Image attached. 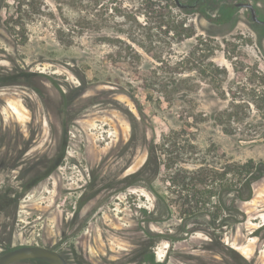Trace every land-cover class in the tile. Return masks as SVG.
<instances>
[{"label":"rangeland","instance_id":"1","mask_svg":"<svg viewBox=\"0 0 264 264\" xmlns=\"http://www.w3.org/2000/svg\"><path fill=\"white\" fill-rule=\"evenodd\" d=\"M207 1L0 0V131L34 148L22 182L0 173V255L39 246L70 264L118 261L132 209L154 205L141 188L120 194V181L150 162L148 177L175 211L156 232L177 226L187 205L227 220L219 231L209 215L191 220L199 231H181L173 256L264 264V35L236 1ZM226 4L228 21L207 20ZM235 186L244 193L228 212L218 195Z\"/></svg>","mask_w":264,"mask_h":264},{"label":"flooded vegetation","instance_id":"2","mask_svg":"<svg viewBox=\"0 0 264 264\" xmlns=\"http://www.w3.org/2000/svg\"><path fill=\"white\" fill-rule=\"evenodd\" d=\"M241 4L243 5L251 4L254 7L255 17L252 16L251 10L248 7H238ZM194 5H196V3L193 4V6ZM184 6L189 7L190 5L185 4ZM235 6L246 10L249 14L250 21L258 26L257 33L260 36L264 35V9L259 7V5L252 4L251 2L246 1V0L236 1ZM14 69H16V71L20 75V79H18V83L23 86L27 85L26 77L29 74L21 70L20 68H17V66ZM2 76H6V74H3V75L0 74V79L2 78ZM28 141L29 139L25 140V138L21 136L16 141L15 146H13L12 142L9 139L7 130L5 129L4 131H0V173L2 175L9 176L12 172H16L18 173V175L14 176V178L19 179L18 181L20 182L24 180V177L22 175L23 174L25 175L27 171V169L25 168L27 167V164H28L27 156L34 149L33 143H32L33 141H31V143H28ZM127 169L128 168L122 170V174H124V172ZM40 175H41V172H40ZM124 190L125 189L119 190V193L123 194L125 192ZM128 190L129 189H127L126 191ZM153 211H155L154 205H153V208L149 210L135 208V207L132 209L133 215H134V212L138 214V216H133V218H131L134 223L133 225H135V228H133L132 230L129 229L131 233H128V235H131L132 237L122 238L121 240L122 242H124V244L126 243V245H128L129 248H124V252L121 253L122 255L118 258V261H114V260L110 261L106 258L104 259V264H171L173 262V258H175L176 261L180 262V264H183V261L185 262V259L183 258L182 254L179 255L178 253H175V255L173 256V251L175 250L173 249V247L177 243V241L173 242L172 240H170V238H167L166 236L167 230L171 232V229H172L171 225L169 226L168 229L165 230V232L164 231L156 232L157 231L156 228L160 229L163 222L161 223V225L147 226L146 224H144L143 228L144 229L146 228L145 231L144 229L139 227L141 224L140 219H142L141 212H144V213L147 212L148 214ZM152 232L157 234V236H155V234L153 233L152 237H150V233ZM121 234H125V233L120 232L119 235ZM162 244L167 245L168 250L166 251V255L164 259L160 260L158 259L157 249ZM50 250H53V249H50ZM53 251H56V250H53ZM66 260L68 261L67 258ZM37 262L46 264L41 261H37Z\"/></svg>","mask_w":264,"mask_h":264},{"label":"trees","instance_id":"3","mask_svg":"<svg viewBox=\"0 0 264 264\" xmlns=\"http://www.w3.org/2000/svg\"><path fill=\"white\" fill-rule=\"evenodd\" d=\"M225 1L228 3L230 1H240V0H225ZM195 3H196V5L193 6V4H195ZM187 4H189L190 6L189 7L184 6L183 7L184 9H190V8H194V7H199L200 9H203L208 4V1L207 0H189ZM183 5H185V4H183ZM233 13H234V9H233L232 4H226L220 8V17L219 18L214 19L211 16H205V17L210 22H214V21L223 22V21H228L232 17ZM77 91H78V89H77ZM68 96L69 95L67 93H64L62 95V97H63L62 100L64 101V104H65V106H64V108H65L64 112L65 113H66V110L68 109V106L70 107L69 103H71L73 101V99L71 100ZM132 139H133V137H132ZM148 147H149L148 150L150 151V156L155 155L156 147L155 146L151 147L150 145ZM152 159H153V157H152ZM251 166H252V164L250 162V163H247L241 167L244 171H246V174H248L252 170V169H250ZM150 171H151V173L154 172V170H152V164L150 162H148V165L137 176H128V177H125L124 180L120 181V185H121L120 190L125 189L124 191H126L128 189V187H130V186L136 187V188H141V189H144L154 199L155 211L148 213V214H147V212H145V213L141 212L142 219H140L141 224L139 227H141L142 229H144L143 228L144 224H146L147 226L161 225V223L164 220H170V219L173 220L175 217V211H174L173 207L160 195V193H158L154 189L153 180H150V178L148 177ZM131 179H133V180H131ZM130 180L132 182H130ZM244 185L249 186V183L248 184L245 183ZM229 190L233 192V195L226 196L223 192H221L222 195H218V201L221 204V206L227 208L228 212H231L235 206L233 203V200L235 199V197L238 198L242 195V193H244V188H241V187L239 188V186H235L234 189L230 188ZM236 193H237V195H234ZM215 195L216 194H214L213 196H215ZM226 197H233V198H230L231 202L228 203L226 201L227 200ZM187 206H188L187 210H185L181 213V218H179V220H181V221L179 222V224L177 226L172 227V231H174V232H170L168 230L166 232L167 238H170V240H172L173 242H176L178 239H180V237H182L181 231H189V232L190 231H194V232L199 231V229H194V228L191 229L190 226H188L189 222L191 220H195V219H199V218L205 219L206 217H208V215L210 216V214H208V212L204 208H201L199 206H196V207H190L189 205H187ZM210 217L212 219H210L209 225H211V226H219L220 225V228L217 231H219L223 227L225 222L227 221V220H225V221L220 220V218H221L220 213H218L217 216L214 215V216H210ZM145 229H144V231H145ZM200 231L206 232V234H208L210 236L212 241L218 240V235L215 234L214 232L210 233V232H207V230H202V229H200ZM213 231H215V230H213ZM153 233L154 232L150 233V237H152ZM155 236H157V234H155ZM158 236H159V234H158ZM231 253L233 254L234 251L230 250V254Z\"/></svg>","mask_w":264,"mask_h":264},{"label":"water","instance_id":"4","mask_svg":"<svg viewBox=\"0 0 264 264\" xmlns=\"http://www.w3.org/2000/svg\"><path fill=\"white\" fill-rule=\"evenodd\" d=\"M176 4L180 8L184 7L180 0H176ZM238 7H248L252 16L255 17L254 7L251 4H241ZM29 260L41 261L46 264H69L59 252L39 246L19 247L0 255V264H16Z\"/></svg>","mask_w":264,"mask_h":264}]
</instances>
